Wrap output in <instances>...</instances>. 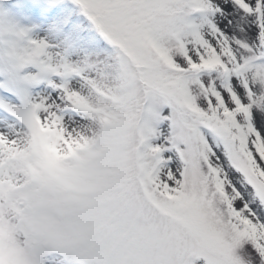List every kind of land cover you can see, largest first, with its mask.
Here are the masks:
<instances>
[{"label":"snow or ice","instance_id":"1","mask_svg":"<svg viewBox=\"0 0 264 264\" xmlns=\"http://www.w3.org/2000/svg\"><path fill=\"white\" fill-rule=\"evenodd\" d=\"M0 264H264V0H0Z\"/></svg>","mask_w":264,"mask_h":264}]
</instances>
